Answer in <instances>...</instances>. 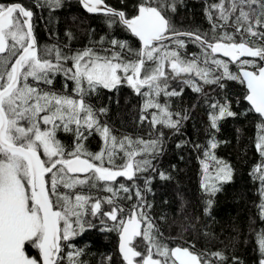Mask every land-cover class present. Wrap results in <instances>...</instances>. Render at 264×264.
I'll return each instance as SVG.
<instances>
[{
  "label": "snow or ice",
  "instance_id": "snow-or-ice-1",
  "mask_svg": "<svg viewBox=\"0 0 264 264\" xmlns=\"http://www.w3.org/2000/svg\"><path fill=\"white\" fill-rule=\"evenodd\" d=\"M181 2L139 0L129 15L107 0H79L87 13L102 16L108 29H123L140 46L106 34L75 48L71 31L65 32V42L43 46L36 37L34 9L54 11L63 0H33L31 5L0 0V264H63L72 238L94 227L89 216L112 222L107 230L118 233L121 264H227L228 257L220 251H198L187 241L169 246L172 238L164 237L150 214L146 194L152 191V176L144 175L157 172L153 160L164 151L162 129L180 133L189 119L188 109L173 108V98L182 97L185 88L201 94L204 85L224 89L226 81L243 86L241 98L261 121L255 148L262 163L251 175L259 181L264 219V0L206 4L208 31L176 26L172 14ZM188 44L199 53L189 56ZM57 78L62 81L59 87ZM122 86L142 98L139 123L149 126L147 139L117 135L104 119L108 107L91 102L102 90L115 92ZM205 99L210 98L205 94ZM209 108V139L192 146L203 154L201 187L211 196L220 191L217 182L232 179L231 166L214 155L219 142L211 130L218 131L220 120L237 114L227 95L212 100ZM58 132L71 134L73 142L63 143ZM93 134L103 142L97 152L84 143ZM209 161L215 162L214 176ZM158 175L170 179L165 172ZM118 177L131 184L114 187ZM141 177L143 187L137 184ZM94 190L112 195H93ZM119 192L126 194L124 199L135 198L128 209L115 203ZM211 203L209 199L208 207ZM256 241L259 264H264V230ZM29 247L37 255H30ZM232 264L240 262L232 257Z\"/></svg>",
  "mask_w": 264,
  "mask_h": 264
},
{
  "label": "trees",
  "instance_id": "trees-1",
  "mask_svg": "<svg viewBox=\"0 0 264 264\" xmlns=\"http://www.w3.org/2000/svg\"><path fill=\"white\" fill-rule=\"evenodd\" d=\"M114 8L124 10L127 14L135 13V5L139 0H107ZM216 0H182L177 10L172 14V20L178 28H199L208 31L211 25L205 15V7ZM31 5L33 0H23ZM36 37L41 46L57 42H65V32L71 31L76 37L72 42L75 48H83L91 40H98L100 36L111 34L127 40L134 48H139L138 41L123 29L116 27L108 29L100 15H87L79 7L77 0L65 1L59 9L48 11L34 9ZM94 30V31H92ZM187 54L199 53V49L188 44ZM217 58L222 59L217 56ZM225 60V59H224ZM166 70L167 65H166ZM230 70L236 71L235 64H230ZM62 81L57 78L59 87ZM202 83V81H201ZM71 87V85H69ZM205 94L208 99L206 101ZM244 88L237 81H226L225 88L215 85H204V94L193 92L185 88L183 96L173 98V108H186L190 112L189 119L183 122L180 133L163 128L165 133L164 151L161 156L153 160L157 172L145 173L151 175L150 193L146 199L151 202L150 214L159 225L161 232L168 240L169 246L177 243H194L198 251L223 252L227 257V264H232V257H236L240 264H259L262 258L256 241L257 234L264 230V219L260 217L259 181L253 178L252 171L256 165L262 163V158L255 148L257 124L260 118L241 98ZM227 95L231 100V110L237 115L225 117L219 121V130H211L218 147L214 155L222 162L231 166L232 179L217 182L220 191L209 196L202 187L203 170L201 169L202 152L193 148L194 143L204 145L209 139L210 124L209 103L212 100H223ZM91 102L97 106H107L109 111L106 119L117 135L130 134L132 136L147 137L149 126L139 123L142 98L137 96L127 86L119 91L102 90L101 94L93 96ZM152 111V110H149ZM160 127L159 125L157 126ZM58 138L65 144H71V134L58 132ZM186 141L187 143L181 144ZM91 152L100 150L102 140L93 134L85 142ZM181 144V147H177ZM211 174H215V162L209 161ZM107 166V165H106ZM158 172H165L170 179L161 180ZM212 181L209 180V183ZM131 184L122 179L114 183ZM137 184L143 187V177ZM62 192L71 190L61 189ZM93 195L103 197L112 194L103 191H93ZM125 193L119 192L114 198L115 203L128 209L133 200L124 199ZM211 199V206L207 201ZM105 210L110 206L102 205ZM208 208L207 211L205 209ZM94 227L86 228L70 241L71 247H65L63 264H121L117 254L116 231L107 230V222L101 223L99 216L87 217ZM68 253H73L69 258ZM79 253V255H76Z\"/></svg>",
  "mask_w": 264,
  "mask_h": 264
},
{
  "label": "water",
  "instance_id": "water-1",
  "mask_svg": "<svg viewBox=\"0 0 264 264\" xmlns=\"http://www.w3.org/2000/svg\"><path fill=\"white\" fill-rule=\"evenodd\" d=\"M65 1H70V0H65ZM78 2H79V0H78ZM79 6H80V9L84 12V13H87V11L80 5V3H79ZM88 15H91V14H89V13H87ZM131 35V34H130ZM135 38V37H134ZM137 41H138V39L137 38H135ZM138 43H139V45H140V42L138 41ZM216 56H218V57H220V58H222V59H225V60H228L229 58H227V57H223L222 56V54H216ZM249 59H251V58H249ZM244 102L246 103V105L250 108L251 106H250V104L246 101V100H244ZM255 115H257V116H259V114H256L254 111H252ZM77 175H81V174H77ZM121 177H118L117 178V180L118 179H120ZM118 243H119V236L117 237V254H118V256L120 257V254H119V252H118ZM121 259V258H120Z\"/></svg>",
  "mask_w": 264,
  "mask_h": 264
},
{
  "label": "flooded vegetation",
  "instance_id": "flooded-vegetation-1",
  "mask_svg": "<svg viewBox=\"0 0 264 264\" xmlns=\"http://www.w3.org/2000/svg\"><path fill=\"white\" fill-rule=\"evenodd\" d=\"M71 1V0H70ZM78 1V0H77ZM78 5H79V2H78ZM80 7V6H79ZM85 14H87V13H85ZM88 15V14H87ZM91 15H94V14H91ZM120 179H122V180H124V181H127L125 178H120ZM119 180V179H118ZM106 220H107V218H106ZM107 222H110V223H112L111 221H108L107 220ZM118 237V236H117ZM116 251H117V248H116ZM28 253L30 254V255H33V256H35V255H37V250L36 249H34V248H31V247H29L28 248Z\"/></svg>",
  "mask_w": 264,
  "mask_h": 264
},
{
  "label": "rangeland",
  "instance_id": "rangeland-1",
  "mask_svg": "<svg viewBox=\"0 0 264 264\" xmlns=\"http://www.w3.org/2000/svg\"><path fill=\"white\" fill-rule=\"evenodd\" d=\"M167 69L170 71V68H168V66H167ZM201 169H202V166H201ZM203 170V169H202Z\"/></svg>",
  "mask_w": 264,
  "mask_h": 264
}]
</instances>
